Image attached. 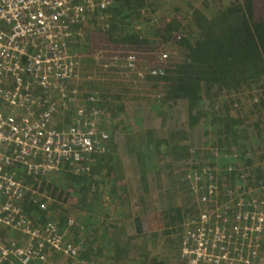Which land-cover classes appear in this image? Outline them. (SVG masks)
Masks as SVG:
<instances>
[{"label": "trees", "instance_id": "obj_1", "mask_svg": "<svg viewBox=\"0 0 264 264\" xmlns=\"http://www.w3.org/2000/svg\"><path fill=\"white\" fill-rule=\"evenodd\" d=\"M107 1L101 7L100 0H94L93 10L84 5L80 20L70 25L68 44L78 59L79 74L87 77L76 87L70 85L77 93L66 109L83 108L90 119L100 115L104 128L111 126L114 135L102 141V154L94 153L80 165L69 160L57 172L27 175L21 164H15L23 186L18 204L24 217L34 227L55 224L65 240L77 246L71 264H148L160 257L150 250L156 244L163 247L162 254L179 255L175 239L180 241L185 223L205 207L220 208L221 216L211 218V227L230 231L236 239L241 212L253 207L252 198L246 199L252 193L263 214L251 248L260 261L264 253V0ZM164 50L169 54L163 53L167 63L150 61L153 64L143 74L156 88L148 117L157 120L158 129L154 124L148 129L137 125L132 127L133 139L116 140L124 115L119 95L110 92L116 82L106 74L101 79L100 74L94 76L80 66V58L105 73L124 75L134 68L136 53L144 51L152 60ZM92 82L105 85L103 92H84L83 86ZM138 100L142 123L150 98ZM63 108L59 101L57 115L61 109L65 116L54 126L70 124ZM120 144L129 154L124 159L116 153ZM181 160L189 161H182L187 170L181 173L182 181L189 184L179 191L169 182L175 169L171 162ZM148 162L154 165L153 173L144 169ZM128 174L132 182H127ZM209 184L216 186L217 194L206 206H198ZM192 185L203 186L198 195ZM234 194L238 198L228 202ZM2 227L10 226L0 224V243L9 246L14 238ZM11 260L10 256L0 264Z\"/></svg>", "mask_w": 264, "mask_h": 264}, {"label": "built area", "instance_id": "obj_2", "mask_svg": "<svg viewBox=\"0 0 264 264\" xmlns=\"http://www.w3.org/2000/svg\"><path fill=\"white\" fill-rule=\"evenodd\" d=\"M107 2L100 0V6ZM84 5L93 10L95 3L0 0V223L29 236L27 242L0 243V260L11 256L19 264H57L58 258L77 256V246L51 221L34 227L26 220L18 204L22 186L13 171L21 164L26 173L57 172L69 160L83 164L99 148V120L90 119L82 108L69 115L67 127L53 125L59 101L67 105L77 93L71 83L80 77L78 59L68 41L70 25L80 20ZM202 187L196 185L197 195ZM209 188L198 206L212 202L215 192ZM219 210L205 207L186 222L182 264H259L251 250L258 229L238 226L241 233L235 239L236 234L211 227V218L221 216Z\"/></svg>", "mask_w": 264, "mask_h": 264}, {"label": "rangeland", "instance_id": "obj_3", "mask_svg": "<svg viewBox=\"0 0 264 264\" xmlns=\"http://www.w3.org/2000/svg\"><path fill=\"white\" fill-rule=\"evenodd\" d=\"M87 27H88V25H87ZM91 37H92L91 39L93 40L95 35L93 34ZM104 51H106V49ZM110 52L111 53L114 52V49H111ZM158 53H160V51H158ZM163 53L168 54L166 50L162 51V54ZM136 54L138 55L137 56L138 58L135 61L134 68L132 70H130V71H126V73L124 75L123 74H117L114 71L113 72L110 71V72H106L105 73V72L99 70V68L91 67L92 63L89 62L87 59H85L83 61L82 57L80 58V61H79L80 62V66H83L86 69H90L93 72L94 76H98L100 74L99 76H101V77L98 76L99 79L102 78L103 74H106V75H108L110 77L113 76L112 79L116 82V85H115L116 87H113L110 90V92L114 93L117 96L119 95L120 104H121V106L124 107L123 118L120 117L122 119V121H121V123L118 124L120 126V128H116V134H115L116 135V138H115L116 140L123 139V137H125L127 139H129V137H131L133 139L135 137V133H132V127H136L137 128V125H139L142 129H148V128L152 127L151 124H154L155 125L154 129H156V130L158 129L157 120L154 119V118H149L148 117L150 115L149 114L150 107L152 108L150 103L155 101L156 88L153 85H148V83L143 79V74L147 72V67L149 65L153 64V63H151L153 60H157L155 62L157 64H159L161 62L167 63V56L163 57V55H161L159 57V56L156 55V59L152 58V60H151L150 57H149V59L146 58V56H148V55H146V52H144V51H140L139 54L138 53H136ZM179 54H180L179 51H178V54L174 53V55H179ZM106 55L108 56L110 54L106 53ZM141 58H146L145 62L144 61L142 62ZM163 58H165L166 61L163 60ZM81 60L84 63H82ZM130 73H134V74L130 75ZM140 74H142L141 77L139 76ZM85 77H87V76H85V74L84 75H80L79 79L73 81L71 84L74 85V86L80 85L81 84L80 80H83ZM99 81H101V80H99ZM102 86L105 87V85H103V84H99L98 85V84H95V83L92 82L91 84H86L83 87H85L84 88V92H87L90 95H92V94H94V95L98 94L99 95L100 92H103ZM100 87H101V90H96L97 88H100ZM144 98H150V100L148 101L149 106L148 105L145 106L146 114L142 115L143 116V118L141 119L142 123H139L138 121L140 119V116H138V110L140 109V107H137L136 104L139 101L138 99L144 100ZM94 99L96 100V98H94ZM66 107H67L66 104H64V108L63 109L67 111V113H66L67 116L66 117L69 118V115L71 113H73V111L75 109L74 108L70 109V112H69L66 109ZM143 111H144V106H143ZM96 112L98 113L99 111L96 110ZM64 113L65 112H62L61 109H60L59 112H58V115H57V117H56V119L54 121L60 122L62 116H65ZM116 117H114V118H116ZM97 118L100 119L98 121V123H97V125L99 127V133H100L99 137H98V139H99V148L97 149V151H95V152H93V153H91L89 155V157H88L86 162H88L91 159L90 157H91L92 154H94V153H101L102 154V152L104 151V148H103V145H102V141L104 139H107L108 135L109 136H113L114 135V131H113V128L111 126H109V127L107 126V128H104V125H103L104 119H103V117L101 118L100 115H98ZM107 123L109 124L110 122L107 121ZM116 123H118V120L116 121ZM164 128H165V130H167L166 127H164ZM125 130H127V131L124 132ZM138 131H137L136 134L140 133ZM141 133H145V132H141ZM103 135L105 137H103ZM130 143L133 144L132 140H130ZM121 146H122L121 144L118 146V148L116 150V153H121L123 155L121 157H122V159H124V158H126V155L128 156L129 154L127 152H124V150L126 148L121 147ZM119 151H122V152H119ZM107 156H109V155H107ZM121 157H119V158H121ZM187 160H188V158H187ZM182 161L183 160H181L177 164L171 162L174 165L175 169L172 172V177L173 178H170L171 182H169V183L173 184L174 188L179 190V191H182L183 188L187 187L188 184H189V182H183L182 181V179H183L182 175H184L183 170L184 169L187 170V166L184 163H188L189 161L184 160L185 161V162L183 161L184 163ZM124 162L125 161H123V164H124ZM136 167H137V163L135 162V168ZM153 168H154V165L151 162H148L144 169L147 170L148 172H152L153 173ZM13 172H14L13 173L14 175L13 174L12 175L16 176L17 171H13ZM181 173H182V175H181ZM25 174L28 175V173H25ZM125 176L129 177V174L125 175ZM16 181L19 182V184L22 186L20 181H18L17 179H16ZM127 182H132V178L129 177V179H127ZM160 182L164 183V182H166V179H165V181H160ZM159 186H160V184H159ZM195 187H196V185H192V189L194 188L193 191H195ZM208 188L214 190V192H215L214 195L217 194V189H216L215 185H210L209 184ZM166 193H167V195H169V191H167ZM134 198H135V196L132 194L131 189H130V199L134 200ZM237 198H238V196H236L235 194L234 195H229L228 196V202L231 201V203H233ZM251 198H252V201L249 204L251 206H253L252 209L249 210V211L241 212L243 215H240L238 223L240 224L239 227H242L244 224H247V225L254 226V229L257 228L258 229L257 231H259L260 228H261L260 224L263 221V214H261L259 212L260 206H259V204H257L256 197L253 196L252 193L250 194V197L246 198V199L247 200L249 199V201H250ZM240 201H243V198H240ZM177 203L178 204L180 203V198L177 199ZM254 210H258V211L254 213ZM185 225H186V223H185ZM2 228H4V227H2ZM4 229H7V228H4ZM6 233L8 235L12 236L14 238V240H17V241H20V242H27L28 239H29V236L27 234H25L23 232H20L17 229L15 231V229H13L11 227L9 229H7ZM181 239H182V237H181ZM181 239H180V241L178 239H175V241H174V245H175V247H178V250L181 247ZM255 246H256V244H255ZM160 247H161V245L158 246L156 244V245H154L153 248H150V250L152 252V255L160 254V257L157 258L158 259V260H156L157 262L155 260L152 261V262L147 261L148 264H182L183 258L181 257L180 252H179V255H178L177 252L173 253V254H169V255L168 254H162L163 247H161V248ZM254 251L256 252L255 248H254ZM67 260L68 259H63V260L61 259V264H71L72 260L70 259L69 262H66ZM11 261H12V264H15L13 262H16L18 260L14 258V260H11ZM259 264H264V253H262L261 260H260Z\"/></svg>", "mask_w": 264, "mask_h": 264}, {"label": "crops", "instance_id": "obj_4", "mask_svg": "<svg viewBox=\"0 0 264 264\" xmlns=\"http://www.w3.org/2000/svg\"><path fill=\"white\" fill-rule=\"evenodd\" d=\"M1 224V223H0ZM3 225V224H2ZM61 259L63 260V259H66V258H64V257H62V258H58V261H57V264H61ZM13 263H15V262H13ZM49 264V263H48Z\"/></svg>", "mask_w": 264, "mask_h": 264}]
</instances>
